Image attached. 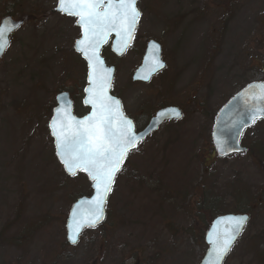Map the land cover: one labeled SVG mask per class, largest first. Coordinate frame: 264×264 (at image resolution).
I'll use <instances>...</instances> for the list:
<instances>
[{"label":"rangeland","instance_id":"374dc122","mask_svg":"<svg viewBox=\"0 0 264 264\" xmlns=\"http://www.w3.org/2000/svg\"><path fill=\"white\" fill-rule=\"evenodd\" d=\"M56 5L0 0V21H23L0 59V264H199L216 214L249 216L224 264H264V123L243 134L245 154L218 159L211 143L219 110L264 79V0H139L129 51L121 59L102 52L115 67L111 92L137 129L165 107L183 118L127 155L105 224L74 247L66 218L92 191L84 175L64 174L47 125L60 92L77 117L86 114L85 66L73 51L76 22ZM149 41L160 45L165 69L134 84Z\"/></svg>","mask_w":264,"mask_h":264},{"label":"snow or ice","instance_id":"6c2138e0","mask_svg":"<svg viewBox=\"0 0 264 264\" xmlns=\"http://www.w3.org/2000/svg\"><path fill=\"white\" fill-rule=\"evenodd\" d=\"M136 5L137 0H58V11L76 17L82 29L83 39L78 40L77 45L78 51L88 61L90 87L86 89L89 97L85 103L91 104L93 109L91 115L82 120L61 115V109H57V117L50 124L56 139L57 155L69 174L76 175L78 169L86 172L96 189L95 197L88 202L91 205L88 218L74 223L69 237L72 243L77 242L82 227H94L102 218L116 173L121 170L129 150L137 144L132 123L120 112L119 101L107 95L111 70L103 67L98 53L100 44L110 32L114 31L121 38L119 43L126 45L131 39L141 16ZM18 27V24L12 28L0 26V52L8 43L5 33ZM163 67L158 59L154 61L153 71ZM258 88L259 91L252 93L251 98L264 101V84ZM171 111L180 117L177 110ZM261 116H264V108L255 107L252 122ZM247 219L246 216L227 218L229 227L211 239L213 260L210 264H219L227 255Z\"/></svg>","mask_w":264,"mask_h":264},{"label":"water","instance_id":"95a60500","mask_svg":"<svg viewBox=\"0 0 264 264\" xmlns=\"http://www.w3.org/2000/svg\"><path fill=\"white\" fill-rule=\"evenodd\" d=\"M138 2H139V0H137V3ZM55 12L60 13L63 16H69V17L75 18L77 20V18L74 16H70V15H67V14H64V13L58 11V6L55 9ZM16 24L19 25L18 28H13V30L5 33V37L8 41V43L5 45L4 50L2 52H0V59L2 58L6 49L9 46V36L12 33H14L15 31H17L23 25V21H16L10 17H5L0 22V26H7L9 28H12V26L16 25ZM76 26L81 31V35H80L78 40L83 39L82 29L79 27L78 23H76ZM136 26H137V24H136ZM136 26H135V29H136ZM135 29L132 33L131 39H129L127 41L126 45L124 43H119L121 38L118 37L116 35V33L113 31L107 35L104 42L101 43L99 46L98 53H99L100 59L103 61V67L105 69L111 70L110 71L111 83H110V87L107 90V95L112 97L114 100H117V101H119V100L111 95V87H112L113 78H114V74H115V68L113 66H108L106 64L104 58L101 56V51L107 45L110 37H112L113 40H112L111 45H110V52L113 55H115L116 57H122L131 44ZM78 40H76L74 43V52L80 57V59L84 62L85 67H86L85 87L83 89V98L81 100V104L84 108H86L88 110V113L81 118L75 117L73 115V105H72V102L70 100L69 94L66 92H62V93L57 94L55 97L56 106L53 109V117L48 124V129H49L51 138L53 140L55 156H56L58 162L60 163V165L62 166L64 174L68 178H73L78 173H83V175L87 178L88 182L90 183V189L92 191L90 196L79 197L78 199H76L75 202L73 203V205L71 206L70 211H69L68 217L66 219L65 230H66V243L70 247H73L78 243L79 237L84 230L97 228L104 223L105 217H106L105 205H106V202H107L108 197L110 195V193L107 195L106 202L104 204V211H103L102 218L96 223V225L94 227H90V226L82 227L81 230L79 231L78 236H77V242L72 243L71 240L69 239V237L73 232L74 223L78 222V221L86 220L88 218L87 212L91 207V205L88 202L91 201L95 197L96 189L94 187L92 180L88 177L86 172L78 169L76 171V175L73 176V175L69 174V172L65 168L64 164L61 162L60 157L57 155L56 139L52 135V129L50 127V124L52 123L53 119L57 117V109H61V115H68L70 117H75L76 120L84 119L85 117L91 115V113L93 111L92 105L85 103V101L89 97V93L86 91V89H88L90 87V83L88 80L89 68H88L87 59L85 58V56L80 51H78V45H77ZM157 59L164 65L163 61L161 60L160 45L155 41L147 42L146 48H145V53H144V56L142 58L141 64L135 70V72L132 76V81L133 82H140V83H148L150 81V79L155 74L162 71L164 69V67L153 71L154 61ZM145 77H147V78H145ZM262 84H264V80L261 82L249 83L248 85L243 87L241 90H239L235 95H233L232 98L216 114L214 121H213V128L211 131V141H212V146H213V149H214V152H215L217 158L222 159V158L229 157L231 155L245 153L246 149L244 147H242L240 144L243 133L246 130L250 129L256 121H263L264 122V116L257 118L254 123L251 120V116H252V113H253L255 107L264 108V101H256V100H253L251 98V94L254 92H258L259 91L258 86L262 85ZM119 105H120V112L122 113L120 102H119ZM173 109L177 110L180 113L179 118H177L172 113L171 110H173ZM122 115H123V113H122ZM181 118H182V113L178 108L166 107V108L159 110L149 120L146 127L139 132H135V127H134L133 122L128 118H126V119L131 121V123H132V130L138 138L137 144H136V146H137L140 142L145 140L152 133L156 132L165 122L174 121V120L179 121V120H181ZM135 148L130 149L129 152L133 151ZM117 174H118V172L116 173V176H117ZM116 176H115V178H116ZM114 181H115V179H114ZM74 213H75V216H74ZM239 216H246L248 218L246 224L243 227V230H244V228L246 227V225L249 221V217L246 214H225V215H220V216L216 217L215 219H213V221L210 223V225H209V227L205 233V236H204V242L207 246V250H206V252H205V254H204V256H203V258L199 264H210V262L213 260V256H212L213 244L211 243V239H214L215 235L217 233H223L229 227V225L227 223V218L239 217ZM243 230L237 236L236 240L234 241L233 245L231 246V249L233 248V246L237 242V240L240 237V235L242 234ZM230 251L227 253V255H225L223 257L222 261H220L219 264H224L225 259L229 255Z\"/></svg>","mask_w":264,"mask_h":264},{"label":"flooded vegetation","instance_id":"af4514ba","mask_svg":"<svg viewBox=\"0 0 264 264\" xmlns=\"http://www.w3.org/2000/svg\"><path fill=\"white\" fill-rule=\"evenodd\" d=\"M56 1H57V4H58V0H56ZM56 6H57V5H56ZM56 14H57V13H56ZM58 15H59V14H58ZM60 16H61V17H64V16H62V15H60ZM73 20H75V19H73ZM75 22H76V21H75ZM78 30H79V29H78ZM79 32H80V31H79ZM79 36H80V34H79ZM11 37H12V36H11ZM11 37H10V38H11ZM134 37H135V36H134ZM112 40H113V38L110 37V39H109L107 45L104 47V49H108V52L110 51L109 48H110V45H111ZM134 40H135V38L133 39L132 44H133ZM74 43H75V42H74ZM131 46H132V45L129 46V48L127 49L126 53L129 51V49L131 48ZM145 48H146V46H145ZM104 49H103V50H104ZM73 51H74V46H73ZM102 52H103V51H102ZM126 53H125V54H126ZM144 53H145V49H144V52H143L142 58H143V56H144ZM74 54L79 58V56H78L75 52H74ZM125 54H124V55H125ZM124 55H123V56H124ZM123 56H122V57H123ZM122 57H121V58H122ZM115 58H116V57H115ZM121 58H118V59H121ZM142 58H141V60H142ZM164 69H165V68H164ZM164 69H163L162 71H164ZM162 71L158 72L156 75L160 74ZM134 72H135V71H134ZM156 75H154V76L151 78V80H152ZM132 76H133V74H132ZM132 76H131V81H132ZM149 82H150V81H149ZM149 82H148V83H149ZM132 83H134V84H144V83L133 82V81H132ZM148 83H146V84H148ZM71 99H72V98H71ZM72 101H73V100H72ZM54 108H55V101H54V107H53V109H54ZM165 108H166V107H165ZM53 109H52V116H53ZM162 109H163V108H162ZM160 110H161V109H160ZM158 111H159V110H158ZM158 111H156V112L154 113V115H155ZM74 113H75V107H74ZM154 115H153V116H154ZM52 116H51V118H52ZM153 116H152V117H153ZM182 118H183V117H182ZM182 118H181V120H182ZM50 120H51V119H50ZM131 120H132V119H131ZM181 120H179V121H181ZM132 121H133V120H132ZM133 122H134V121H133ZM148 122H149V120H148ZM148 122H147V124H148ZM168 122H177V121H175V120H174V121H167V122H165V123H168ZM147 124H146V125H147ZM134 125H135V129H136L137 131H141V130L146 126V125H144L143 127H140L139 129H137V127H136L137 124H135V122H134ZM138 127H139V126H138ZM47 128H48V125H47ZM49 134H50V133H49ZM152 135H153V134H152ZM150 136H151V135H150Z\"/></svg>","mask_w":264,"mask_h":264},{"label":"trees","instance_id":"16d2710c","mask_svg":"<svg viewBox=\"0 0 264 264\" xmlns=\"http://www.w3.org/2000/svg\"><path fill=\"white\" fill-rule=\"evenodd\" d=\"M216 206H217V203H212V204H210V207L213 208V209H215ZM217 216H220V214H216V215H215V217H217Z\"/></svg>","mask_w":264,"mask_h":264}]
</instances>
